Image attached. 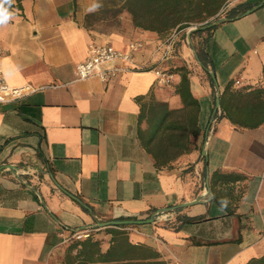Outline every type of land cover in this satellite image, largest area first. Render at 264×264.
Wrapping results in <instances>:
<instances>
[{
  "label": "crops",
  "instance_id": "0c3cea01",
  "mask_svg": "<svg viewBox=\"0 0 264 264\" xmlns=\"http://www.w3.org/2000/svg\"><path fill=\"white\" fill-rule=\"evenodd\" d=\"M239 1L256 7L202 33L198 51L195 27L179 32L165 58L156 32L87 29L78 0L7 9L0 76L23 94L0 102V264H65L68 245L86 238L104 251L109 227L168 264H243L264 254V123L237 127L219 105L213 115L225 87H264V0ZM92 41L122 51L140 42L131 54L145 67L77 79ZM157 70L172 81L158 82ZM182 78L196 113L178 93ZM84 229L88 237L71 238Z\"/></svg>",
  "mask_w": 264,
  "mask_h": 264
},
{
  "label": "trees",
  "instance_id": "16d2710c",
  "mask_svg": "<svg viewBox=\"0 0 264 264\" xmlns=\"http://www.w3.org/2000/svg\"><path fill=\"white\" fill-rule=\"evenodd\" d=\"M2 6L6 9H21V0H4ZM252 6L239 0H97L96 9L85 15V27L93 30V24L100 20L113 24L117 16L124 12L129 16L133 27L156 32L164 39L172 32L178 34L194 26L190 36L192 39L198 37L194 43L198 51L206 39L200 38L201 34L209 33L215 28L211 26L202 29L203 25L218 17H239ZM197 54L202 61L200 52ZM208 78L213 85L209 75ZM178 93L184 103L193 106L196 113L198 102L190 93L187 79H181ZM219 108L221 116L237 127H258L264 123V87L229 90L227 86L219 96ZM198 132L199 129L195 127L194 135ZM217 174L214 171L211 179ZM222 178L226 179L227 175L223 174ZM180 220L181 223H194L201 218L184 216ZM123 226L125 225H121ZM107 232L111 234V243L106 250H101L100 242L96 239L73 241L68 245L65 264H168L150 246L129 241L124 230L109 227ZM243 264H264V254L251 257Z\"/></svg>",
  "mask_w": 264,
  "mask_h": 264
},
{
  "label": "built area",
  "instance_id": "2783aa9c",
  "mask_svg": "<svg viewBox=\"0 0 264 264\" xmlns=\"http://www.w3.org/2000/svg\"><path fill=\"white\" fill-rule=\"evenodd\" d=\"M177 33L172 32L164 40L163 45V57L165 58L171 49V45L174 42ZM141 46L140 42H132L129 44L128 51H122L114 48L107 43L90 42L88 45V55L85 60L79 62L75 66V75L77 79H86L89 77H98L101 80H106L108 77L115 75L118 72L125 70H139L144 68L143 65L135 64L132 51H135ZM2 51L0 49V56ZM120 63H126L127 68L119 65ZM173 79V73L168 70H157V81L162 84H168ZM239 81H236L238 83ZM23 94V90L20 88L10 87L0 76V102H6ZM90 235V229H84L79 231H73L71 238L80 239L88 237Z\"/></svg>",
  "mask_w": 264,
  "mask_h": 264
},
{
  "label": "rangeland",
  "instance_id": "374dc122",
  "mask_svg": "<svg viewBox=\"0 0 264 264\" xmlns=\"http://www.w3.org/2000/svg\"><path fill=\"white\" fill-rule=\"evenodd\" d=\"M96 2L97 0H78L77 11H78V14L84 13L83 15L84 25H85V15L88 12L96 9ZM212 22H214V20ZM127 25H132V24H131L129 16L124 12L117 16L116 21L113 24L110 21L100 20V21L95 22L92 28L96 32H111L115 30H121L125 28Z\"/></svg>",
  "mask_w": 264,
  "mask_h": 264
},
{
  "label": "water",
  "instance_id": "95a60500",
  "mask_svg": "<svg viewBox=\"0 0 264 264\" xmlns=\"http://www.w3.org/2000/svg\"><path fill=\"white\" fill-rule=\"evenodd\" d=\"M260 4H258L257 6H259ZM256 7V6H255ZM255 7L247 10L244 14H247L249 12H251L252 10L255 9ZM224 20H227L225 18H220V19H217L216 21L214 22H211V23H207L205 25H203L201 28L204 29V28H210L211 26H215L219 23H221L222 21ZM192 29H195V28H192ZM190 29V30H192ZM211 77L212 79H214V76L213 74H211ZM218 105H219V97H216L215 99V108L213 110V115L214 113L216 112L217 108H218ZM187 204H191V203H184L183 205H187ZM154 220L153 217H150V218H147V219H143V220H123V221H108V222H105V223H102L101 225L102 226H107V225H113V224H126V223H129V224H146V223H150Z\"/></svg>",
  "mask_w": 264,
  "mask_h": 264
},
{
  "label": "clouds",
  "instance_id": "9594fccd",
  "mask_svg": "<svg viewBox=\"0 0 264 264\" xmlns=\"http://www.w3.org/2000/svg\"><path fill=\"white\" fill-rule=\"evenodd\" d=\"M4 0H0V5ZM12 14L7 11V9L0 7V24H5L11 18Z\"/></svg>",
  "mask_w": 264,
  "mask_h": 264
}]
</instances>
